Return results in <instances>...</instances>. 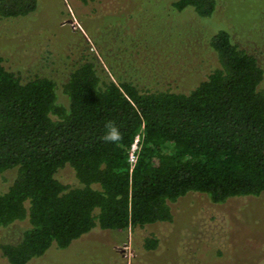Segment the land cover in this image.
<instances>
[{"label": "trees", "instance_id": "16d2710c", "mask_svg": "<svg viewBox=\"0 0 264 264\" xmlns=\"http://www.w3.org/2000/svg\"><path fill=\"white\" fill-rule=\"evenodd\" d=\"M210 16L216 0H174ZM37 0H0V18L24 17ZM218 64L186 92L140 89L102 79L93 60L63 83L22 81L0 55V226L27 220L17 242L0 245L10 264H27L52 245L67 248L95 226L125 231L172 221L170 202L191 191L220 203L264 191V70L220 29L209 37ZM140 135L131 166L128 149ZM69 165L78 186L57 173ZM158 239L144 240V248Z\"/></svg>", "mask_w": 264, "mask_h": 264}, {"label": "rangeland", "instance_id": "374dc122", "mask_svg": "<svg viewBox=\"0 0 264 264\" xmlns=\"http://www.w3.org/2000/svg\"><path fill=\"white\" fill-rule=\"evenodd\" d=\"M173 1L37 0L24 17L0 18V55L22 81L51 76L64 105L63 83L87 60L107 81L186 92L217 66L209 37L220 29L264 70V0H216L206 17L191 6L177 11ZM14 176V169L0 175L3 190ZM57 177L79 185L69 165ZM169 204L170 222L125 231L95 226L67 248L52 245L27 264H264V191L220 203L191 191ZM27 226V220L0 226V245L17 242ZM152 236L157 246L145 250ZM0 264H10L1 249Z\"/></svg>", "mask_w": 264, "mask_h": 264}, {"label": "built area", "instance_id": "2783aa9c", "mask_svg": "<svg viewBox=\"0 0 264 264\" xmlns=\"http://www.w3.org/2000/svg\"><path fill=\"white\" fill-rule=\"evenodd\" d=\"M139 141H140V135L137 134L134 137L133 142L131 143L127 155H128V161L131 162V166L134 164V162L137 159V153L139 149Z\"/></svg>", "mask_w": 264, "mask_h": 264}, {"label": "crops", "instance_id": "0c3cea01", "mask_svg": "<svg viewBox=\"0 0 264 264\" xmlns=\"http://www.w3.org/2000/svg\"><path fill=\"white\" fill-rule=\"evenodd\" d=\"M145 250H148V251H149L150 249H146V248H145Z\"/></svg>", "mask_w": 264, "mask_h": 264}]
</instances>
